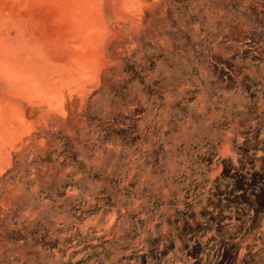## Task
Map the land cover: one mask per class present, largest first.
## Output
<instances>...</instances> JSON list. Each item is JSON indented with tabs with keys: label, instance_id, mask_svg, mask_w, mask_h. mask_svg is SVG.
Instances as JSON below:
<instances>
[{
	"label": "rangeland",
	"instance_id": "rangeland-1",
	"mask_svg": "<svg viewBox=\"0 0 264 264\" xmlns=\"http://www.w3.org/2000/svg\"><path fill=\"white\" fill-rule=\"evenodd\" d=\"M0 264H264V0H0Z\"/></svg>",
	"mask_w": 264,
	"mask_h": 264
},
{
	"label": "water",
	"instance_id": "water-1",
	"mask_svg": "<svg viewBox=\"0 0 264 264\" xmlns=\"http://www.w3.org/2000/svg\"><path fill=\"white\" fill-rule=\"evenodd\" d=\"M33 111V110H32ZM34 112V111H33ZM32 114V113H31Z\"/></svg>",
	"mask_w": 264,
	"mask_h": 264
}]
</instances>
